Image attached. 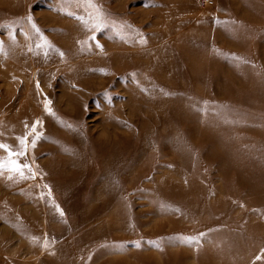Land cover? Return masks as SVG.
I'll use <instances>...</instances> for the list:
<instances>
[{
    "label": "rangeland",
    "instance_id": "1",
    "mask_svg": "<svg viewBox=\"0 0 264 264\" xmlns=\"http://www.w3.org/2000/svg\"><path fill=\"white\" fill-rule=\"evenodd\" d=\"M211 2L0 0L16 264H264V0Z\"/></svg>",
    "mask_w": 264,
    "mask_h": 264
},
{
    "label": "crops",
    "instance_id": "2",
    "mask_svg": "<svg viewBox=\"0 0 264 264\" xmlns=\"http://www.w3.org/2000/svg\"><path fill=\"white\" fill-rule=\"evenodd\" d=\"M0 157L7 159L8 152L1 150ZM27 212L28 209L21 212L16 201V174L3 170L0 172V264H16V223L26 217Z\"/></svg>",
    "mask_w": 264,
    "mask_h": 264
},
{
    "label": "snow or ice",
    "instance_id": "3",
    "mask_svg": "<svg viewBox=\"0 0 264 264\" xmlns=\"http://www.w3.org/2000/svg\"><path fill=\"white\" fill-rule=\"evenodd\" d=\"M91 2V0H89ZM50 101L45 103V110L51 113V108L49 107ZM40 121L35 122L32 125L31 133L26 134L24 137H18V142L20 145V148L18 151H13L12 147L10 145H6L3 143H0V149L6 150L8 152L7 159L0 157V172L7 169L12 173L18 174L20 178H26L25 177V170H28L33 177H35L36 173L32 171V168L28 164H21L18 159H15V157L19 156H25L27 154V151L29 147H34L36 140L40 139L41 133L37 132V126L40 124ZM68 127H71V125H68ZM32 135L33 139L31 140V143H29L28 136ZM61 215L63 213L61 212ZM35 239V238H34ZM45 248H48L49 245L45 243Z\"/></svg>",
    "mask_w": 264,
    "mask_h": 264
},
{
    "label": "built area",
    "instance_id": "4",
    "mask_svg": "<svg viewBox=\"0 0 264 264\" xmlns=\"http://www.w3.org/2000/svg\"><path fill=\"white\" fill-rule=\"evenodd\" d=\"M203 4L206 5L208 3H212L211 0H202Z\"/></svg>",
    "mask_w": 264,
    "mask_h": 264
},
{
    "label": "bare ground",
    "instance_id": "5",
    "mask_svg": "<svg viewBox=\"0 0 264 264\" xmlns=\"http://www.w3.org/2000/svg\"><path fill=\"white\" fill-rule=\"evenodd\" d=\"M172 36V35H171Z\"/></svg>",
    "mask_w": 264,
    "mask_h": 264
}]
</instances>
